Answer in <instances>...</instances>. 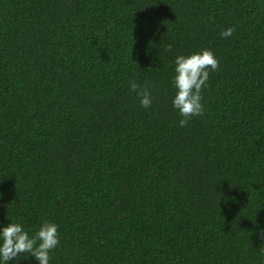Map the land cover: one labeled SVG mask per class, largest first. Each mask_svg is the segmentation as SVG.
Instances as JSON below:
<instances>
[{"label": "trees", "instance_id": "16d2710c", "mask_svg": "<svg viewBox=\"0 0 264 264\" xmlns=\"http://www.w3.org/2000/svg\"><path fill=\"white\" fill-rule=\"evenodd\" d=\"M203 49L180 127L175 58ZM44 221L50 264H264V0H0V230Z\"/></svg>", "mask_w": 264, "mask_h": 264}, {"label": "clouds", "instance_id": "9594fccd", "mask_svg": "<svg viewBox=\"0 0 264 264\" xmlns=\"http://www.w3.org/2000/svg\"><path fill=\"white\" fill-rule=\"evenodd\" d=\"M235 29L230 27L221 31L224 38L231 37ZM168 45V50H172ZM219 61L209 49L191 55H178L175 58V76L173 85L177 89L172 101L182 119L180 127H186L194 116L204 114L203 90L209 80L210 71H219ZM130 91L140 98L143 108H150L153 97L147 82L140 84L136 80L129 83ZM59 226L51 221H44L34 235H30L21 223L11 222L0 230V261L3 264L20 254H31L39 264H50V253L60 244Z\"/></svg>", "mask_w": 264, "mask_h": 264}]
</instances>
